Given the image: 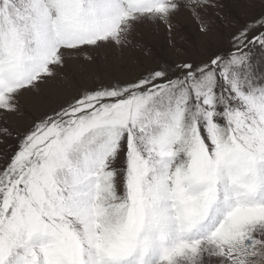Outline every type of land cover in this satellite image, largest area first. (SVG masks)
<instances>
[{
	"label": "snow or ice",
	"instance_id": "1",
	"mask_svg": "<svg viewBox=\"0 0 264 264\" xmlns=\"http://www.w3.org/2000/svg\"><path fill=\"white\" fill-rule=\"evenodd\" d=\"M0 264H264V0H0Z\"/></svg>",
	"mask_w": 264,
	"mask_h": 264
},
{
	"label": "rangeland",
	"instance_id": "2",
	"mask_svg": "<svg viewBox=\"0 0 264 264\" xmlns=\"http://www.w3.org/2000/svg\"><path fill=\"white\" fill-rule=\"evenodd\" d=\"M178 22L183 29V34L185 36H190L195 33V25L192 24L190 21L184 18H178ZM139 37L142 38L145 44L151 47L155 51H159L164 49L165 53L168 55L170 60L176 59L174 54V50L170 47H166L169 43V37L166 33L163 26H150L144 25L139 28ZM225 41V45H226ZM114 58V59H113ZM137 58L144 60L145 64L147 65L150 61L148 58L142 56L140 51L137 50H130V51H119V50H107V62L108 67L104 68V64L106 63L105 57L102 55L100 64H101V71H112L113 69L116 70L117 74H120L119 70L121 68L125 69V74L129 71H134ZM96 74L95 66L89 67L87 70L84 71L83 76L80 75L79 71L77 72L78 77L80 78V83L82 86H88L91 82V78ZM65 90V85L54 82L53 84L49 85V93L53 96H59ZM26 110L32 111L34 114L39 115L40 110H38L34 106V102L29 100L25 103ZM17 126L23 130L28 126V121L19 120L17 121Z\"/></svg>",
	"mask_w": 264,
	"mask_h": 264
}]
</instances>
